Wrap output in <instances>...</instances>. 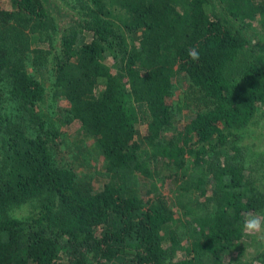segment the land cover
<instances>
[{"label": "trees", "instance_id": "obj_1", "mask_svg": "<svg viewBox=\"0 0 264 264\" xmlns=\"http://www.w3.org/2000/svg\"><path fill=\"white\" fill-rule=\"evenodd\" d=\"M11 5L0 2V264H248L235 251L264 192L238 140L264 112V0H77L83 12L61 34L43 0ZM42 64L61 120L95 141L72 147L98 188L51 152ZM178 73L205 108L163 140ZM153 159L174 171L162 177ZM31 199L33 215H8Z\"/></svg>", "mask_w": 264, "mask_h": 264}, {"label": "rangeland", "instance_id": "obj_2", "mask_svg": "<svg viewBox=\"0 0 264 264\" xmlns=\"http://www.w3.org/2000/svg\"><path fill=\"white\" fill-rule=\"evenodd\" d=\"M50 13L54 16L55 23L57 25V33L61 34L63 31L69 30L73 26L74 20L78 19L83 10H80V6L76 5L77 0H43ZM3 8L11 9V0H0ZM241 26L240 24L236 23ZM242 27V26H241ZM245 37L250 40V32L243 28ZM36 44V43H35ZM34 47V42L32 43ZM38 46V45H37ZM41 73L38 71L37 75L43 80L48 92L45 100L43 101L42 110L46 112V117L53 126L59 132V136H56L54 140L49 142L51 152L55 156L57 162L61 165L70 166L75 169L79 176L83 175L84 178L93 179V187L98 188L100 181L94 176V169L77 166V159L74 158V149L72 144L79 138H83V143L86 145H92L95 141L85 135L84 131L80 127V123L72 121L64 123L61 120L60 110L62 106L61 98L54 96L53 89L51 88V67L50 64H42ZM172 96H173V118L171 124L162 131L161 139L168 140L173 137L179 130H182L186 122H188L195 113L205 108V101L199 90L193 86L184 73H178L172 78ZM60 108V109H59ZM137 128L141 131V125H137ZM239 145L245 146V156L243 157L244 166L252 170V175L255 178V183L260 185L264 192V112L260 111L247 127L240 133L238 140ZM98 157V156H97ZM216 159H212L213 163L222 162L224 155L219 154ZM99 158V157H98ZM93 165L101 166L102 159L92 160ZM150 167L161 168L162 177L171 175L174 171L169 165H165L159 159H153L150 162ZM171 178L167 177L164 183L161 185V192L166 197L168 205L173 208L171 201ZM147 185L141 187V197H150L151 194L145 192ZM204 199V197H202ZM207 201V200H206ZM204 203V202H203ZM205 206V205H204ZM207 206L204 207L206 209ZM38 209V200L31 199L19 206H16L8 211V215L12 217H25L33 215ZM178 216L177 209L173 208ZM204 214V213H203ZM255 214L264 216V208ZM264 239V233H257L245 236L242 242V249L235 251L238 255L239 263L248 264H264V258L260 253L261 244ZM180 254L176 253L173 259L179 257Z\"/></svg>", "mask_w": 264, "mask_h": 264}, {"label": "clouds", "instance_id": "obj_3", "mask_svg": "<svg viewBox=\"0 0 264 264\" xmlns=\"http://www.w3.org/2000/svg\"><path fill=\"white\" fill-rule=\"evenodd\" d=\"M188 55L192 60L199 59V53L195 49H190ZM242 231L249 235L264 233V216L260 214L246 216L242 221Z\"/></svg>", "mask_w": 264, "mask_h": 264}]
</instances>
